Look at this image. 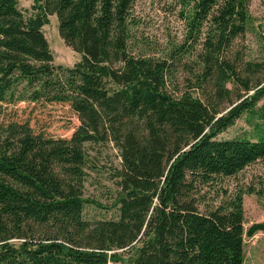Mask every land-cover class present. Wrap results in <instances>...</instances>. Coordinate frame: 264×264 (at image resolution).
<instances>
[{
	"label": "trees",
	"instance_id": "1",
	"mask_svg": "<svg viewBox=\"0 0 264 264\" xmlns=\"http://www.w3.org/2000/svg\"><path fill=\"white\" fill-rule=\"evenodd\" d=\"M134 1L36 0L25 17L0 0V104H67L78 122L54 137L0 121V264H245V238L264 232V220L245 228L239 193L200 208L203 187L264 162V128L219 137L243 115L264 121V60L235 46L247 0H190L167 59L129 49ZM49 15L81 56L72 67L53 64ZM105 143L120 156L117 214L89 221L86 149Z\"/></svg>",
	"mask_w": 264,
	"mask_h": 264
},
{
	"label": "rangeland",
	"instance_id": "2",
	"mask_svg": "<svg viewBox=\"0 0 264 264\" xmlns=\"http://www.w3.org/2000/svg\"><path fill=\"white\" fill-rule=\"evenodd\" d=\"M18 8L25 17L34 16L36 0H17ZM190 0H135L130 9L129 49L134 55L153 59H167L186 36V20L191 13ZM42 31L52 53L53 64L72 67L81 59L79 53L66 46L57 31L54 15L47 17ZM235 46L247 60H264V0H247V16L244 34L235 41ZM190 54L183 56L184 60ZM177 74L181 68H177ZM261 104V101L258 105ZM9 119L27 121L37 131L54 137H69L77 125V119L67 104H42L17 102L0 104V121ZM262 127L255 128L254 123ZM264 128V121H247L243 115L233 126L221 133V138L247 136L256 139L255 133ZM84 166L82 216L94 221L114 218L117 214L115 200L119 193L116 171L120 169L118 149L111 143L87 145ZM200 208L226 203L236 194L242 195L244 226L264 220V162L256 161L237 174L217 180L203 187ZM245 264H264V232L258 231L245 238ZM109 264H134L121 257Z\"/></svg>",
	"mask_w": 264,
	"mask_h": 264
}]
</instances>
